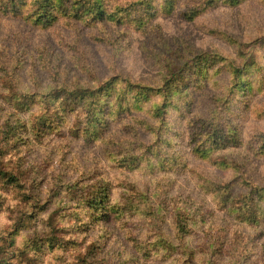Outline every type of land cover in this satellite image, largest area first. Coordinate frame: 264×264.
Segmentation results:
<instances>
[{"label":"rangeland","instance_id":"374dc122","mask_svg":"<svg viewBox=\"0 0 264 264\" xmlns=\"http://www.w3.org/2000/svg\"><path fill=\"white\" fill-rule=\"evenodd\" d=\"M35 1L27 0L20 10L21 0H0V117L13 109L31 124L30 139L18 152L0 150V255L9 259L1 264H84L78 254L87 256L86 264H181L188 249L205 257L194 264H264V221L259 225L240 221L230 206L217 207L211 190L212 184L234 180L232 195L241 193L242 178L248 175L264 183V142L251 139L264 133V0L237 5L219 0L187 17L184 11L203 7V0H175L169 14L159 11L144 31H131L122 39H115L112 29L104 33L100 28L68 25L62 16L51 26H42L36 20ZM130 1L108 4L115 11ZM162 1H156L157 7ZM200 52L218 53L244 65L245 84L230 92L225 60L218 59L206 85L192 91L190 115L210 116L214 96L221 94L225 120L240 130L241 141L226 149L206 144L194 152L179 132L186 128L182 107L173 103L163 133L174 137L170 150L179 155L176 168L148 169L122 161L118 148L138 150L140 144L132 141L137 133L144 141L151 139L139 125L135 128L132 117L140 113L114 119L92 141L84 138L89 131L85 121L74 128L79 105L66 115V123L53 111H44L49 121L42 129L29 121L28 112L37 108L26 113L13 105L26 93L61 94L59 86L82 82L92 87L118 74L153 83L169 67ZM181 103L188 106L185 99ZM36 131L41 135L35 137ZM10 172L17 174L20 186L8 184ZM102 178L112 185V199L130 203L122 217L109 222L97 221L96 210L64 186L80 180L90 187L91 181ZM189 208L202 220L193 224L189 219L188 232L180 238L175 215ZM80 222L87 231H75L73 226ZM47 235L55 246L37 252L31 244L41 243L39 238Z\"/></svg>","mask_w":264,"mask_h":264},{"label":"trees","instance_id":"16d2710c","mask_svg":"<svg viewBox=\"0 0 264 264\" xmlns=\"http://www.w3.org/2000/svg\"><path fill=\"white\" fill-rule=\"evenodd\" d=\"M26 1L21 0L17 9H23L22 5ZM156 1L132 0L129 4L118 5L115 11H111L113 7L109 6V0H36L34 10L38 13L36 20L42 26H51L62 16V18L67 19L68 25L80 24L87 28H100L104 33H108L112 29L115 35L117 33L114 38L122 39L126 38L131 31H144L141 29L147 23H150L152 18H156L159 11L169 14L175 5V0H163L160 7H157ZM218 1L203 0L205 4L203 7L185 10L183 16L197 14L199 9H206ZM242 1L231 0L230 2L231 5H237ZM40 8L41 12H38L37 10H40ZM56 10L62 12L63 15L60 12L56 15L54 13ZM105 38L109 39V35L106 34ZM218 59L225 60L224 70L229 73L230 92L243 87L245 73L242 67L244 65L239 67L234 59H228L218 53L200 52L184 59L179 65L169 67L159 79L153 80V83L118 74L108 77L92 87H88L82 82H76L74 87L59 86L57 88L61 94H53V91L26 93L14 100L13 105L22 106V111L26 113L31 107L37 108V110L28 112L32 117L29 121L41 129L49 121V118L44 117L45 115L42 114L44 111H53L55 116L62 120L61 122L66 123V115L75 106L79 105L77 108L81 112L77 114L74 128L77 129L79 126L77 124L85 121L89 131L87 137L84 138L92 141L99 139L114 119H121L134 112L140 113L141 116L132 117L136 121L134 122L135 128L136 124L139 125L140 129L148 133L151 139L144 141L139 138L137 133L136 138L132 141L140 144L138 150L133 149L134 151L131 152V148L127 145L122 149L118 148L122 161L128 162L129 165H141L148 169L176 168L179 155L176 151L170 150L174 137L165 136L163 133L168 121V110L173 103L177 102L182 107L181 118L185 121L186 128L184 132H179L180 135L184 134V137L189 139L194 152L202 151L206 144L216 149H226L237 146L241 141L240 130L229 125L225 120L226 106L222 104L223 96L221 94H215V104L212 107L210 116L190 115L192 114V91L200 90L206 85L208 82L207 75L213 66H217ZM218 68L216 69L218 70ZM76 90L79 92H74ZM181 99L188 102L187 107L183 106ZM11 110L0 117L2 120L0 123V150L3 153L6 152L5 150H9L10 155L18 152L21 147L25 146V141L28 138L30 139L27 128L31 125L20 112ZM85 134L82 135L85 136ZM40 135L41 132L36 131L35 137ZM251 139L264 142V133H258ZM10 173L8 179H6L9 182L8 184L20 186V179L17 174ZM233 181L212 184L211 190L215 194L213 201L221 209L230 206L228 210L234 211V216L240 221L250 225H259L264 221V183L255 181L248 175L242 178L245 190L232 195ZM91 182L88 183L90 187L83 186L80 180L66 181L64 186L69 192L75 193L72 196L78 195L79 201L86 203L92 210H96L98 214L97 221L109 222L122 217L128 210L129 201L112 199L113 188L107 179H96ZM86 191L87 193H85ZM192 205L194 206L193 203ZM73 214L77 215V211H74ZM77 216L78 219L79 215ZM198 217L199 213L193 208H189V211H177L175 222L178 237L183 238V235L188 232V226L191 225L189 219L193 224L197 220H202ZM73 227H76L77 230L75 231L79 230L78 232H80V229H82V232L87 231L82 222ZM39 239L41 243L31 244L32 247L38 248L37 252L43 253L46 249L55 246L53 237L50 235ZM188 250V257L181 264H194L197 258H205L204 256L197 257L191 249ZM86 259L87 256L83 257L78 254V261L86 264ZM7 261L9 259L0 255V264ZM38 264H41V261Z\"/></svg>","mask_w":264,"mask_h":264}]
</instances>
